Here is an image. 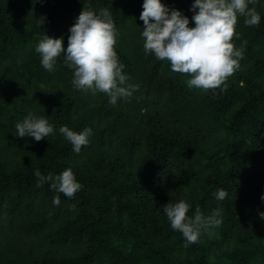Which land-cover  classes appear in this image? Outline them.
Instances as JSON below:
<instances>
[{"label": "trees", "instance_id": "obj_1", "mask_svg": "<svg viewBox=\"0 0 264 264\" xmlns=\"http://www.w3.org/2000/svg\"><path fill=\"white\" fill-rule=\"evenodd\" d=\"M190 20L194 0H161ZM143 0H0V264H264V0L261 19L238 17L240 67L221 89H189L186 75L145 54ZM108 8L115 51L139 85L115 106L102 93L77 90L61 55L53 72L35 48L63 37L83 7ZM45 17L41 27L37 19ZM29 113L54 133L36 142L17 136ZM91 128L80 153L60 134ZM71 168L81 190L69 199L37 187L34 171ZM227 191L223 201L213 193ZM59 195L60 204H53ZM189 203L222 223L185 247L164 212ZM74 205V209L70 206Z\"/></svg>", "mask_w": 264, "mask_h": 264}, {"label": "clouds", "instance_id": "obj_2", "mask_svg": "<svg viewBox=\"0 0 264 264\" xmlns=\"http://www.w3.org/2000/svg\"><path fill=\"white\" fill-rule=\"evenodd\" d=\"M43 3L45 0H39ZM257 0H194L190 9L194 14L191 21L175 9H169L161 0H143V11L139 19L143 21L142 39L145 54H152L157 60L167 61L174 73L189 77V89L215 91L225 85L240 67L244 58L247 41L240 47L233 43L239 36L236 32L238 17H244L246 26H257L260 15L255 7ZM45 17L37 19L42 27ZM67 47L63 37L54 39L43 35L35 51L39 54L41 66L53 72L58 58L64 56V64L73 70V86L77 90L105 94L109 104L115 106L121 99L132 96L139 85H126L128 77L123 74L124 65L120 63L115 45L118 33L108 8L98 12L84 6L74 25L69 29ZM17 136L32 137L36 142L54 133L49 121L32 113L15 125ZM60 134L80 153L89 143L91 128L76 132L68 126L59 128ZM37 187L49 184L51 190L71 199L81 190L71 168L59 175H43L39 169L34 171ZM217 200L223 201L228 195L224 189L213 193ZM264 201V196H261ZM53 204L59 206V195L53 197ZM74 209V205L70 206ZM190 205L185 200L170 202L164 212L171 228L182 234L185 247L196 244L203 232L219 227L222 220L220 209L205 216L199 207L192 217L187 214ZM264 219V213L259 214Z\"/></svg>", "mask_w": 264, "mask_h": 264}]
</instances>
